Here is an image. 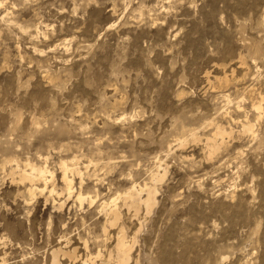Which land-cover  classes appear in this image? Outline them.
Segmentation results:
<instances>
[{"label": "rangeland", "instance_id": "374dc122", "mask_svg": "<svg viewBox=\"0 0 264 264\" xmlns=\"http://www.w3.org/2000/svg\"><path fill=\"white\" fill-rule=\"evenodd\" d=\"M27 162L54 178L33 197ZM118 227L128 264H264V0H0V264L99 262Z\"/></svg>", "mask_w": 264, "mask_h": 264}, {"label": "bare ground", "instance_id": "6f19581e", "mask_svg": "<svg viewBox=\"0 0 264 264\" xmlns=\"http://www.w3.org/2000/svg\"><path fill=\"white\" fill-rule=\"evenodd\" d=\"M224 85L227 83V80L224 78L221 80ZM261 107H257L256 110H260ZM243 131L246 132H251V125L249 124H245L242 126ZM227 135V133L225 132V130L220 129V128H216V132L214 133L213 137L210 139L206 140V150L208 151V155L211 156L213 155L217 150H219L220 146L223 145V137L224 135ZM191 138L193 140L196 139V135L195 134H191ZM183 143V142H180ZM72 161V160H70ZM62 162L60 163V172H61V184H62V189L60 194H62V192L66 193V200H68L69 198H73L75 199V201H78L79 205L82 204L83 201L89 199L91 202V198L90 197H84L83 194L81 192H77L76 194H74V192L72 191V179L70 177L69 174H71L73 176L74 173H78V169L74 167V164H72L71 162ZM44 162V161H43ZM75 162V161H74ZM16 167H18V165H16ZM20 168V167H19ZM18 168V170H19ZM23 168L20 172H19V181L21 183L25 182L29 184V188L27 189V193L29 194L30 197H33L35 192L38 191L40 193H44L45 189L48 188L46 187L48 184H52V181L54 180L52 172H50L46 165L43 166H36V165H32L30 163H26L23 165ZM14 170V169H12ZM17 172V169H16ZM80 172V171H79ZM15 173V172H14ZM75 176V174H74ZM78 176V175H77ZM163 178V175H158L155 174L154 176H152V181L153 182H158L161 181ZM36 182L42 183L41 185L43 186L42 189H38L36 187H33ZM38 185V184H37ZM52 186V185H51ZM54 186V185H53ZM50 194H57L59 195V193L56 192L55 188L52 187L49 191H46ZM155 188L154 187H146V185L144 184L143 186H137V185H132L130 188H128L126 190V192L124 193V195H122V203L123 206L127 208V210L130 211V209L132 211H134L135 213L138 210V206L140 204H143L146 210V213H149L151 211V208L154 206L155 204V200H154V196H155ZM142 194H144L145 196L142 197ZM42 195V194H41ZM52 196V195H50ZM56 196V195H55ZM49 197V196H48ZM47 197V199H48ZM31 199V198H30ZM116 199H112V201H110V203H106V202H102L100 204V210L103 211L104 213V223L102 225V233L104 236L103 242L104 245L107 243V241L110 239L109 235H108V228L113 227V226H117V224L120 221V210L118 208V206H116L115 201ZM47 201V200H46ZM64 201V202H65ZM63 203V202H62ZM62 205H60L61 207ZM114 239V245H113V249L109 250L106 253V257L102 258L100 256H102L100 253V251H97V255L96 257H100L99 262H93L92 264H128L129 260H130V253L132 250V246L134 243V237H132L129 241L126 240V235L124 233V229L123 227H118L117 231L115 233V235L113 236ZM110 241V240H109ZM75 249L72 250H63L62 248H55L52 249L50 251L49 254V264H61V260L60 257L61 256H66L69 259H71L72 261L75 260ZM111 261H114L115 263H112ZM80 264H88L86 260L82 261Z\"/></svg>", "mask_w": 264, "mask_h": 264}]
</instances>
